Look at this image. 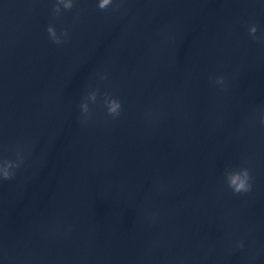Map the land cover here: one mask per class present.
Instances as JSON below:
<instances>
[{
    "label": "water",
    "instance_id": "1",
    "mask_svg": "<svg viewBox=\"0 0 264 264\" xmlns=\"http://www.w3.org/2000/svg\"><path fill=\"white\" fill-rule=\"evenodd\" d=\"M52 2L0 0V155H25L0 181V264H264V41L247 31L264 4ZM241 164L253 186L233 193Z\"/></svg>",
    "mask_w": 264,
    "mask_h": 264
},
{
    "label": "clouds",
    "instance_id": "2",
    "mask_svg": "<svg viewBox=\"0 0 264 264\" xmlns=\"http://www.w3.org/2000/svg\"><path fill=\"white\" fill-rule=\"evenodd\" d=\"M261 4H264V0H259ZM77 3V0H53L52 13L54 16H59L62 11L70 10ZM95 5L101 10L109 8H116L119 6L118 0H95ZM49 39L56 45H62L66 42L69 35L67 28H62L57 31L54 24L49 23L46 28ZM247 31L251 39L264 41V33L257 35L258 28L256 23H249L247 25ZM99 80H106L107 74L101 72L98 74ZM225 76L217 75L213 79V83L220 89H224ZM100 92L99 87H89L83 95L79 103V110L84 119H88L91 116L90 103L94 104L97 101V95ZM103 96V105L106 112L112 116H119L121 111V100L114 95L107 92L101 93ZM259 121L264 124V108L259 111ZM25 159L24 151L19 146L15 149L12 157L0 155V181L12 178L15 175L16 170L20 167ZM224 182L227 187L233 193H246L252 189V173L249 167L245 164L239 166H225L223 171ZM235 248H243V240H237L234 243Z\"/></svg>",
    "mask_w": 264,
    "mask_h": 264
}]
</instances>
